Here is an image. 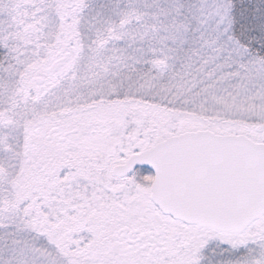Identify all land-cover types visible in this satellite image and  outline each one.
Masks as SVG:
<instances>
[{
  "label": "snow or ice",
  "instance_id": "1",
  "mask_svg": "<svg viewBox=\"0 0 264 264\" xmlns=\"http://www.w3.org/2000/svg\"><path fill=\"white\" fill-rule=\"evenodd\" d=\"M0 264H264V0H0Z\"/></svg>",
  "mask_w": 264,
  "mask_h": 264
},
{
  "label": "flooded vegetation",
  "instance_id": "2",
  "mask_svg": "<svg viewBox=\"0 0 264 264\" xmlns=\"http://www.w3.org/2000/svg\"><path fill=\"white\" fill-rule=\"evenodd\" d=\"M136 168H139L140 169L142 175L143 174H150L151 173V171L149 169L145 168L144 166H138Z\"/></svg>",
  "mask_w": 264,
  "mask_h": 264
},
{
  "label": "water",
  "instance_id": "3",
  "mask_svg": "<svg viewBox=\"0 0 264 264\" xmlns=\"http://www.w3.org/2000/svg\"><path fill=\"white\" fill-rule=\"evenodd\" d=\"M138 166H144L145 168H147V169H149L151 172L153 171L152 169H151V166L150 165H148V164H137V165H134V168H136V167H138Z\"/></svg>",
  "mask_w": 264,
  "mask_h": 264
}]
</instances>
